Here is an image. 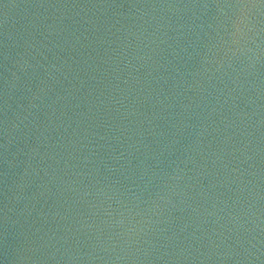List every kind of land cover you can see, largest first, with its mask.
I'll use <instances>...</instances> for the list:
<instances>
[{"label": "water", "instance_id": "obj_1", "mask_svg": "<svg viewBox=\"0 0 264 264\" xmlns=\"http://www.w3.org/2000/svg\"><path fill=\"white\" fill-rule=\"evenodd\" d=\"M0 264H264V0H0Z\"/></svg>", "mask_w": 264, "mask_h": 264}]
</instances>
